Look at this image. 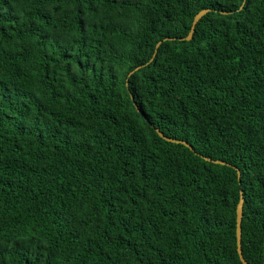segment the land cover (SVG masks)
Segmentation results:
<instances>
[{"label": "trees", "instance_id": "1", "mask_svg": "<svg viewBox=\"0 0 264 264\" xmlns=\"http://www.w3.org/2000/svg\"><path fill=\"white\" fill-rule=\"evenodd\" d=\"M240 192L263 264L264 0H0V264H242Z\"/></svg>", "mask_w": 264, "mask_h": 264}, {"label": "water", "instance_id": "2", "mask_svg": "<svg viewBox=\"0 0 264 264\" xmlns=\"http://www.w3.org/2000/svg\"><path fill=\"white\" fill-rule=\"evenodd\" d=\"M211 9L209 8H203L201 10H199L194 16H193V19H192V22H191V26H190V29L188 31V34L185 36V37H182V38H179V39H184V40H189L191 39L192 37V34H193V31H194V27L196 25V23L198 22V20L204 15L206 14L208 11H210ZM226 13V12H224ZM165 39H173L172 37H166L164 38ZM161 40H159L156 44H155V49H154V52H153V55L152 57L150 58V60L153 59V56L156 52V49L158 47V45L160 44ZM149 60V61H150ZM142 65H139L137 67H135L133 70H131L129 73H128V76L131 75L134 71H136L138 68H140ZM131 99H132V96H131ZM137 108V107H136ZM155 131L158 133V135L160 137H162L163 139L167 140V141H170V142H174V143H180V144H183L185 146H187L189 149H192V146L185 140H181V139H176V138H172V137H168V136H165L158 128H154ZM204 159L208 160V161H212L214 163H219V164H225L224 161H221V160H218V159H210V158H207L205 156H203ZM237 176L239 178V171L237 170ZM242 209H243V197H242V193L240 192V195H239V200L237 202V205H236V249H237V253H238V256H239V259L240 261L242 262V264H248L246 262V260L244 259L243 255H242V252H241V243H240V237H241V218H242ZM263 247H264V242H263ZM264 253V252H263ZM263 264H264V258H263Z\"/></svg>", "mask_w": 264, "mask_h": 264}]
</instances>
